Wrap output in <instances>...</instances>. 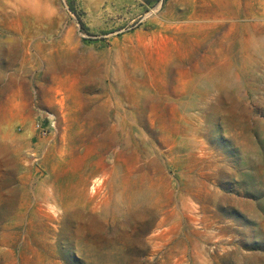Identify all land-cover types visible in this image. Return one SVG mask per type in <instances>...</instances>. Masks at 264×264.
Returning a JSON list of instances; mask_svg holds the SVG:
<instances>
[{"label": "rangeland", "instance_id": "obj_1", "mask_svg": "<svg viewBox=\"0 0 264 264\" xmlns=\"http://www.w3.org/2000/svg\"><path fill=\"white\" fill-rule=\"evenodd\" d=\"M0 264H264V0H0Z\"/></svg>", "mask_w": 264, "mask_h": 264}, {"label": "bare ground", "instance_id": "obj_2", "mask_svg": "<svg viewBox=\"0 0 264 264\" xmlns=\"http://www.w3.org/2000/svg\"><path fill=\"white\" fill-rule=\"evenodd\" d=\"M103 181V180H102ZM101 179H98L96 182H94V186H93V190H97L98 189V187H101ZM102 188V187H101ZM101 188H99V190L101 189Z\"/></svg>", "mask_w": 264, "mask_h": 264}]
</instances>
